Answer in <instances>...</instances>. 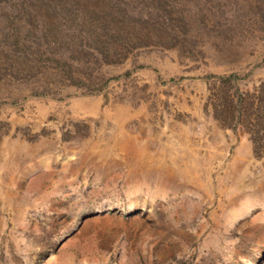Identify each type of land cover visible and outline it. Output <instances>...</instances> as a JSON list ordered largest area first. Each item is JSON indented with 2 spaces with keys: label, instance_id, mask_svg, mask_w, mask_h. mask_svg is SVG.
<instances>
[{
  "label": "rangeland",
  "instance_id": "rangeland-1",
  "mask_svg": "<svg viewBox=\"0 0 264 264\" xmlns=\"http://www.w3.org/2000/svg\"><path fill=\"white\" fill-rule=\"evenodd\" d=\"M86 1L0 9V264H264V0Z\"/></svg>",
  "mask_w": 264,
  "mask_h": 264
},
{
  "label": "trees",
  "instance_id": "trees-1",
  "mask_svg": "<svg viewBox=\"0 0 264 264\" xmlns=\"http://www.w3.org/2000/svg\"><path fill=\"white\" fill-rule=\"evenodd\" d=\"M76 1V0H75ZM105 2L107 6L111 7V4L107 3V0H101V2L98 0H94V1H86V4L83 6V16L85 15H89L90 12L94 15L93 18H97V19H102L104 17L107 16V13L105 14H99L94 13L97 9V7H95V3L102 5V2ZM42 2H44V0H0V9L5 10L3 7H7L8 10H12L11 12H13L12 14H9L8 18L11 17L12 20L8 19L10 22V25L8 27V31H14V34L11 35H6L5 39L9 40L14 46L18 47L19 49H21L23 52H26V54L32 52V53H37L40 52V47L39 44L35 45L32 42H27L26 38H28L27 36L30 33V29H27L25 27L26 22L22 20H19L17 18V15H20L21 13H27V15L34 13L36 11V9L39 8H44L47 12L49 13H54L55 9L54 7H51L50 5H47L46 7L42 6ZM4 6H1L2 4H5ZM92 3V5H91ZM97 6V5H96ZM106 7V6H105ZM118 8V13H112V12H108L112 17H120L122 20L124 18H127L128 16V11L126 9H123L121 7H117ZM70 12V11H69ZM82 16V18H83ZM15 17V19H14ZM83 20H85L83 18ZM115 20H120V19H115ZM86 25H88L87 22H85ZM24 30V33H22ZM28 33V34H25ZM10 39H8V38ZM210 77H215L220 79L221 82H229V81H234V79L239 78L238 74H231V75H220V76H213L211 75ZM239 107L242 108L243 111V105L247 102V98L246 95L241 93V95H239ZM254 104V103H252ZM260 109V107H259ZM264 111V110H263Z\"/></svg>",
  "mask_w": 264,
  "mask_h": 264
}]
</instances>
